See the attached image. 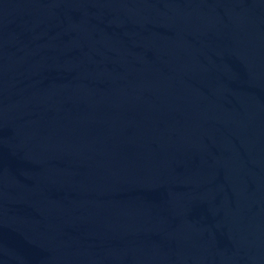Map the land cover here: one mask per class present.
<instances>
[{"label":"water","instance_id":"water-1","mask_svg":"<svg viewBox=\"0 0 264 264\" xmlns=\"http://www.w3.org/2000/svg\"><path fill=\"white\" fill-rule=\"evenodd\" d=\"M0 264H264V0H0Z\"/></svg>","mask_w":264,"mask_h":264}]
</instances>
